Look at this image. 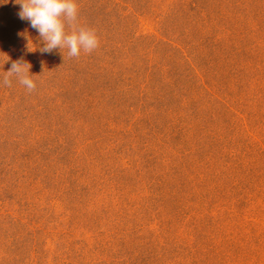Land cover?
Listing matches in <instances>:
<instances>
[{"label":"rangeland","instance_id":"rangeland-1","mask_svg":"<svg viewBox=\"0 0 264 264\" xmlns=\"http://www.w3.org/2000/svg\"><path fill=\"white\" fill-rule=\"evenodd\" d=\"M76 2L69 58L0 0V264H264V0Z\"/></svg>","mask_w":264,"mask_h":264},{"label":"clouds","instance_id":"clouds-1","mask_svg":"<svg viewBox=\"0 0 264 264\" xmlns=\"http://www.w3.org/2000/svg\"><path fill=\"white\" fill-rule=\"evenodd\" d=\"M14 3L20 6L18 18L28 22L30 27L38 32L40 40L37 43L41 54H52L56 49H67L68 57L73 58L79 57L81 51L90 54L99 46L95 31L79 26L76 0H14ZM36 48L28 47V50L34 51ZM29 69L30 65L26 62H12L0 84L11 86L14 77L29 92L35 90L36 85Z\"/></svg>","mask_w":264,"mask_h":264}]
</instances>
